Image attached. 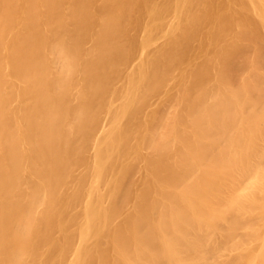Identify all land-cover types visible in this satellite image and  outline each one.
<instances>
[{"label": "bare ground", "instance_id": "1", "mask_svg": "<svg viewBox=\"0 0 264 264\" xmlns=\"http://www.w3.org/2000/svg\"><path fill=\"white\" fill-rule=\"evenodd\" d=\"M0 264H264V0H0Z\"/></svg>", "mask_w": 264, "mask_h": 264}]
</instances>
